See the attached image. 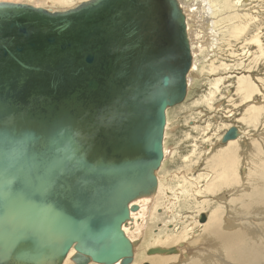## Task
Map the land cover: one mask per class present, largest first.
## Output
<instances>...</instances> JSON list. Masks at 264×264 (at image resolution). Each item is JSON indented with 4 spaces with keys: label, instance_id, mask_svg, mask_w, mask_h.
I'll return each instance as SVG.
<instances>
[{
    "label": "water",
    "instance_id": "obj_1",
    "mask_svg": "<svg viewBox=\"0 0 264 264\" xmlns=\"http://www.w3.org/2000/svg\"><path fill=\"white\" fill-rule=\"evenodd\" d=\"M49 10L0 2V264L71 249L73 264H131L122 225L155 193L165 113L186 97L185 18L178 0Z\"/></svg>",
    "mask_w": 264,
    "mask_h": 264
},
{
    "label": "rangeland",
    "instance_id": "obj_2",
    "mask_svg": "<svg viewBox=\"0 0 264 264\" xmlns=\"http://www.w3.org/2000/svg\"><path fill=\"white\" fill-rule=\"evenodd\" d=\"M82 1L0 0L53 10L69 8ZM179 3L186 19L188 15L192 17L191 23L188 20L192 36L203 42V46L197 56L192 55L189 72L193 68L194 71L187 75L190 74L184 102L167 110L166 159L157 173L158 189L148 207L145 202H139L142 210L147 207L145 225L139 227L141 235H138L139 228L128 233L129 238L138 241L132 264H187L190 259L202 264L205 255L216 258L219 253L208 247L214 232L211 225L217 220H220V232L225 235L241 233L245 224L261 234L258 236L255 232L258 237L252 241L249 237L236 238L235 242L229 240L227 244H233V253L229 247L230 256L224 252L221 257L235 261L230 264H240L239 256L243 251L241 255L250 258V262L251 255L264 262L258 253L260 248L264 249V202L245 198L243 205L237 203L240 196L264 188V167L261 173L252 176L253 165L264 163V0H179ZM238 79L242 84L239 85ZM240 87H244V91ZM231 127H236L241 136L223 145L220 139ZM229 146L235 147L231 156L225 152ZM223 160H230L229 166L236 161L235 169L232 175L225 176L228 181L223 186L212 187L214 180L220 179L219 165ZM249 182L262 185L258 187ZM213 211L217 214L215 218ZM200 214L205 215L204 223L198 221ZM229 218L234 220V225L226 227V222H231ZM224 238L219 234L218 240L225 241ZM240 238L245 244H237L242 241ZM181 242L187 246V259L179 254L146 255L150 248L168 249ZM235 250L239 253L234 256ZM67 263L73 264L69 259Z\"/></svg>",
    "mask_w": 264,
    "mask_h": 264
},
{
    "label": "bare ground",
    "instance_id": "obj_3",
    "mask_svg": "<svg viewBox=\"0 0 264 264\" xmlns=\"http://www.w3.org/2000/svg\"><path fill=\"white\" fill-rule=\"evenodd\" d=\"M89 1H91V0H83L82 2H80V3H77L76 4V6L77 5H82V4H84V3H86V2H89ZM11 3H13V2H11ZM14 4H16V3H14ZM20 4V3H19ZM21 4H24V3H21ZM178 4H179V6H180V8H181V11H182V13H183V15H184V18H185V28H186V33H187V38H188V41H189V46H190V51H191V55H193V58L195 57V56H197V54H198V52H201V46H203V45H201L202 43H200V42H198L196 39H194V37L192 36V31H191V25H190V23H191V19L190 18H192V17H189V15H188V18L186 19V15H185V13H184V11H183V9H182V7H181V5H180V3H179V0H178ZM33 6V5H32ZM75 6V5H74ZM74 6H72V7H69V8H73ZM34 7H36V6H34ZM41 8V7H40ZM68 8V9H69ZM47 9H50V8H47ZM65 9H67V8H65ZM185 9H187V8H185ZM50 10H53V9H50ZM49 10V11H50ZM60 10H63V9H60ZM54 11H59V10H54ZM190 11V10H189ZM194 11V10H193ZM191 12H192V10H191ZM193 14H194V12H192ZM191 14V13H190ZM188 20H189V22H188ZM196 27V26H195ZM196 35V34H195ZM198 37V36H197ZM201 38V37H200ZM205 41H207V40H205ZM204 41V42H205ZM192 43V44H191ZM209 43V42H208ZM256 43H258V41L256 40ZM191 44V45H190ZM193 45V47H191ZM213 48V47H212ZM191 68H192V66H191ZM190 68V69H191ZM195 70H196V68H195ZM194 71V68L191 70V72H189L190 74L192 73ZM190 74H189V76H190ZM189 76L187 77V79L189 78ZM239 80V85L240 84H242V82H241V80L240 79H238ZM187 84H188V81H187ZM240 90L241 91H244V87H240ZM251 97V96H250ZM249 97V98H250ZM184 102V101H183ZM252 108V107H251ZM168 110V109H167ZM167 110H166V113H165V115H166V124H167ZM165 128H166V125H165ZM165 128H164V137H163V159H162V162H161V165H162V163H163V160L164 159H166L165 157H166V154H164L165 152H164V138H165ZM238 133H239V137L241 136V133H240V131L238 130ZM238 137V138H239ZM238 138H236L235 140H237ZM235 140H231V141H228L227 143H232L233 141H235ZM220 143H221V139H220ZM227 143H225V144H227ZM225 144H223V145H225ZM234 146H229L226 150L227 151H225L226 152V154L228 155V156H231L232 154H234L235 153V151H234ZM213 156V155H212ZM211 156V157H212ZM216 156V155H215ZM217 157V156H216ZM221 157H223V154H221L220 156H219V158H220V160H222V158ZM209 159V158H208ZM224 159H226V158H224ZM228 159V158H227ZM233 159V158H232ZM212 160V159H211ZM211 160H209V161H211ZM217 160V159H216ZM231 160V159H230ZM230 160H223V162H221L222 164H220L219 166H220V168H221V173H219L218 175L220 176V179L218 180V179H216V180H214V183H212L210 186H212V187H214L215 185L216 186H219V187H221V186H223L227 181H228V179L226 180V178H225V176H229V175H232V172H233V170L235 169L234 167V163L236 162H231L230 163V166H229V162L228 161H230ZM232 161V160H231ZM213 162V161H212ZM207 163V162H206ZM260 163V162H259ZM217 164V163H216ZM161 165H160V167H161ZM214 165V164H213ZM218 166V165H217ZM217 166H216V168H217ZM160 167H159V169H160ZM264 167V163H262L261 165H253V167H252V176H254L255 174L254 173H258L262 168ZM219 168V167H218ZM158 169V170H159ZM158 170L157 171H155V175H156V177H157V173H158ZM217 170V169H216ZM264 170V169H263ZM215 171V170H214ZM236 172V171H235ZM263 172V171H262ZM259 173H261V172H259ZM254 174V175H253ZM214 175H215V173H214ZM223 175V176H222ZM216 176V175H215ZM222 176V177H221ZM259 176V175H258ZM257 176V177H258ZM214 177V176H213ZM256 177V176H255ZM255 177L253 178V179H255ZM256 177V178H257ZM251 178V177H250ZM261 178V177H260ZM252 179V180H253ZM258 179V178H257ZM262 179H263V177H262ZM258 180H260V179H258ZM264 180V179H263ZM255 181V180H254ZM257 181V180H256ZM255 181V182H256ZM261 181V180H260ZM255 182H249L251 185L253 184V183H255ZM264 182V181H263ZM157 183H158V178H157ZM258 183V182H257ZM260 183V182H259ZM256 184V183H255ZM261 184V183H260ZM260 184H259V186H260ZM159 185V184H158ZM257 186H258V184H256ZM262 185V184H261ZM264 185V184H263ZM209 186V187H210ZM258 186V187H259ZM252 187V186H251ZM207 188V187H206ZM217 188V187H216ZM256 188V187H255ZM157 189H158V186H157V188H156V191H155V193L154 194H152V195H150V197H145V198H142V199H139L138 201H135V202H133L131 205H136L137 207H138V210L136 211V212H130V217H129V219H128V221L124 224V225H122V230H123V232L125 233V235L127 236V238L129 239V241L131 242V243H133V242H135V241H137L135 238V240H132L131 238H129V236H128V233H129V231L130 232H133V231H135L137 228H139V227H143L144 225H145V210L147 209V207H148V205L151 203V201H152V197H154V195H156V192H157ZM209 189V188H208ZM213 189V188H212ZM211 190V189H210ZM210 190H208V191H210ZM254 190H258V188L257 189H254ZM245 198H252L253 200H256V201H259V203H260V201L261 202H264V188H259V190L257 191V192H255V191H250L248 194H246V195H243V196H240V198H239V200H238V202L237 203H239V204H242L243 205V201H242V199H245ZM144 200V201H143ZM145 202L144 204H146L147 205V207H146V209L145 210H142V208L140 207V205H139V202ZM250 201H252L251 199H250ZM249 201V202H250ZM247 201H244V203H246ZM255 202V201H254ZM252 203H253V201H252ZM248 204V203H247ZM142 205V204H141ZM244 205H246V204H244ZM249 205V204H248ZM250 206H252V205H250ZM258 206H259V204H258ZM257 206V207H258ZM250 208V207H249ZM245 209H247V207L245 208ZM254 208L252 207V210H253ZM250 210V209H249ZM262 210H263V208H262ZM217 216V214H216V211L214 212L213 211V213H212V216L215 218L216 216ZM143 218H144V220H143ZM210 218V217H209ZM230 219V223L229 222H226V227H230V226H233L234 225V220L233 219H231V218H229ZM209 220V219H208ZM218 222H216V223H214V224H212L211 225V227H213L211 230L212 231H214L213 232V239H212V243L209 245V247H208V250H214L216 253H219L217 256H216V258H214V256L213 255H211V254H209V255H205L204 257H203V262H202V264H210V263H212L213 262V264H230V263H235V261H233L232 259V261L229 259V258H223V257H221L222 255L221 254H223L224 252H225V254H227V253H229V256H230V252L228 251V248L230 247V251H231V253H233L232 251V248H233V244H227V242L230 240V241H233V242H235L234 240L236 239V238H239V237H243L244 239L245 238H248L249 237V239H250V241H252L251 239L252 238H254V237H258L259 235H261V234H259L260 232L259 231H257V230H254L253 228H251L250 226H248V225H243V229H241V233H239V234H237V235H230V234H222L220 231H221V228H220V225H219V221L220 220H217ZM215 222V221H214ZM208 223V222H207ZM210 224V223H209ZM208 224V225H209ZM134 226H135V229H134ZM207 228H209V227H207ZM140 229V228H139ZM204 230V229H203ZM255 232H258V236L256 235V233ZM141 233H142V230L140 229V231H139V233H138V235H141ZM219 234H221L222 236H224L225 238H224V240L225 241H222L221 239L220 240H218V236H219ZM209 236V235H208ZM208 236H205L204 238H208ZM214 238H216V239H214ZM139 240V239H138ZM240 240H242V241H239V243H237V244H242V243H240V242H243V239H241L240 238ZM238 241V240H237ZM236 241V242H237ZM229 243V242H228ZM244 243V242H243ZM180 244V245H179ZM185 243H183V242H181V243H177L175 246L176 247H170V248H175L176 249V251L178 252L176 255H178L179 254V256L181 255L182 256V259H187L188 258V254H187V252L185 251V249H186V245H184ZM245 244V243H244ZM252 244V243H251ZM257 244V243H256ZM248 245V244H247ZM247 245H245V247L247 246ZM250 245V244H249ZM248 245V246H249ZM262 245V244H261ZM264 245V244H263ZM255 246V245H254ZM253 246V247H254ZM137 247V246H136ZM136 247L134 248V251H133V253H135V249H136ZM235 247V246H234ZM239 247V246H238ZM245 247H243V248H245ZM250 247V246H249ZM154 248H157V247H154ZM236 248V247H235ZM241 248V247H240ZM256 248H258V247H256ZM151 249V248H150ZM249 249V248H248ZM248 249H247V252H248ZM261 249V248H260ZM258 250V253H260V257H262V259H264V249H262V250ZM252 249H250V251H251ZM236 251V250H235ZM234 251V252H235ZM237 251H239V250H237ZM236 251V253H234V256H235V254L237 255V253H239V252H237ZM246 251V250H245ZM75 253V251L74 250H70L69 251V253L67 254V258L63 261V263L62 264H68L67 263V260L70 258V256L71 255H73ZM243 253V251H241V254ZM256 253V252H255ZM258 253H257V255H258ZM240 254V261L238 262V263H240V264H264V262H261L258 258H256L255 256H253V255H251V262H250V258H245V256H244V254L243 255H241ZM246 254V253H245ZM221 255V256H220ZM256 255V254H255ZM152 256H155V255H152ZM160 256V255H159ZM161 256H166V257H169V256H173V255H161ZM232 256V255H231ZM225 257V256H224ZM227 257V256H226ZM249 257H250V255H249ZM70 260V259H69ZM237 260H239V259H237ZM133 261H134V258H133V260H132V263H133ZM198 261V260H197ZM131 263V264H132ZM93 264V263H92ZM116 264H119V262H117ZM187 264H200V263H198V262H196L195 260H191L190 259V261L187 263Z\"/></svg>",
    "mask_w": 264,
    "mask_h": 264
}]
</instances>
